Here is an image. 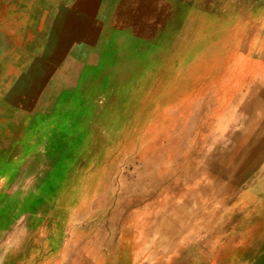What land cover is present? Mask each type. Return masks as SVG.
<instances>
[{
	"label": "rangeland",
	"instance_id": "374dc122",
	"mask_svg": "<svg viewBox=\"0 0 264 264\" xmlns=\"http://www.w3.org/2000/svg\"><path fill=\"white\" fill-rule=\"evenodd\" d=\"M0 264H264V0H0Z\"/></svg>",
	"mask_w": 264,
	"mask_h": 264
},
{
	"label": "bare ground",
	"instance_id": "6f19581e",
	"mask_svg": "<svg viewBox=\"0 0 264 264\" xmlns=\"http://www.w3.org/2000/svg\"><path fill=\"white\" fill-rule=\"evenodd\" d=\"M230 170V169H229ZM199 186V185H198ZM209 189V188H208ZM209 191V190H208ZM201 193V192H200ZM196 196V195H195ZM188 201V200H187ZM197 201V200H196ZM189 204H190V202H189ZM193 209H194V207H193ZM163 231H164V233L163 234H160L161 235V238H163L165 235H166V233L168 232V231H171V229H172V227L170 226V225H166L165 227H163ZM153 232V231H152ZM155 232H156V230H155ZM160 240V239H159ZM155 241H156V239H155Z\"/></svg>",
	"mask_w": 264,
	"mask_h": 264
},
{
	"label": "crops",
	"instance_id": "0c3cea01",
	"mask_svg": "<svg viewBox=\"0 0 264 264\" xmlns=\"http://www.w3.org/2000/svg\"><path fill=\"white\" fill-rule=\"evenodd\" d=\"M163 220V219H162ZM164 224V223H163ZM166 226V225H165ZM164 226H162V229H163ZM164 230V229H163ZM165 237V236H164Z\"/></svg>",
	"mask_w": 264,
	"mask_h": 264
}]
</instances>
